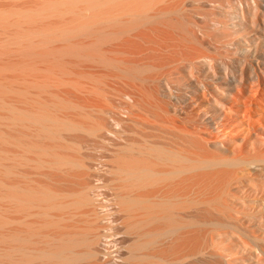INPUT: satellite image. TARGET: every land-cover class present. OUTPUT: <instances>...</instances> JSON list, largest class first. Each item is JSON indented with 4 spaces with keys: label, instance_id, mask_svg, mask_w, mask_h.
Instances as JSON below:
<instances>
[{
    "label": "bare ground",
    "instance_id": "bare-ground-1",
    "mask_svg": "<svg viewBox=\"0 0 264 264\" xmlns=\"http://www.w3.org/2000/svg\"><path fill=\"white\" fill-rule=\"evenodd\" d=\"M263 90L264 0H0V264H264Z\"/></svg>",
    "mask_w": 264,
    "mask_h": 264
},
{
    "label": "rangeland",
    "instance_id": "rangeland-1",
    "mask_svg": "<svg viewBox=\"0 0 264 264\" xmlns=\"http://www.w3.org/2000/svg\"><path fill=\"white\" fill-rule=\"evenodd\" d=\"M22 1H30V0H22ZM222 1V0H221ZM203 6V7H202ZM208 6V5H207ZM204 6V5H201V7L199 8V7H197V5H195V8L193 9V10H196L195 11V15H198V14H200V13H203V15L204 16H207L208 15V17L207 18H209L210 17V15L211 14H214L216 11L213 9V11H212V9H211V7L210 6ZM197 8H199V9H197ZM192 10V13H194V11ZM213 12V13H212ZM198 13V14H197ZM194 15V14H193ZM215 15H212V17L211 18H213ZM206 18V19H207ZM210 18V19H211ZM205 19V20H206ZM210 19H207L206 21H210ZM204 20V21H205ZM206 21H205V23H206ZM207 24V25H206ZM205 24V26H207L206 28L208 29V24H210V22L208 23H206ZM214 34V36L218 39V38H221L222 37V34L220 33V32H214L213 33ZM248 80H250L251 81V78H247ZM246 79V80H247ZM248 82V81H247ZM245 83L246 84V86L248 87V86H250V85H252L253 83L252 82H254V80L253 81H251V82H249V83ZM249 84V85H248ZM255 84V83H254ZM254 84H253V86H254ZM253 86L252 87H249V88H253ZM256 86V85H255ZM258 87V86H257ZM254 89V90H253ZM253 89H251V91L253 90V91H255V90H257V88L255 89V88H253ZM264 91V90H263ZM211 102H212V105H213V100H211ZM151 120H153V122H151V123H153V124H149V127L151 128V132H152V135L153 136H151V138H147L148 140H149V142H151V143H157V144H160V145H164V146H166V147H177L178 148V146H185V147H188L189 145H194L195 144V139H194V137L192 136V135H183V133H181L180 131H171V129L170 128H168L167 126H164V125H168V124H166V123H164L163 121H161V120H158V121H155L154 120V118L153 117H151ZM161 122V123H163V124H157L158 122ZM156 124H155V123ZM192 122V121H191ZM189 123V121H187V122H185V123H188V124H183V125H185V127L187 126L189 129H192L193 130V126L194 125H192V124H195L196 125V122H194L193 121V123ZM181 124V125H182ZM190 124V125H189ZM192 125V126H191ZM186 127V128H187ZM185 128V129H186ZM187 128V129H188ZM178 132H180V133H178ZM180 136V137H179ZM187 136V137H186ZM190 136V137H189ZM192 137V138H191ZM91 138H94V137H91ZM138 139H140V138H138ZM189 139H190V141H189ZM193 141H192V140ZM95 139H91L90 140V142H92V144H94V145H89L88 146V148L86 149V151L88 152V153H91V155L94 157V158H96V164H95V166H97L98 168H101V165L103 166V163L105 162V158H104V156L106 155V152L104 151V149H103V145L97 140V141H94ZM192 143V144H191ZM194 143V144H193ZM180 144V145H179ZM186 144V145H185ZM188 144V145H187ZM97 146V147H96ZM190 147V146H189ZM192 150H195V147H190ZM83 153H85L86 154V152L85 151H83ZM222 153V152H221ZM223 155L224 156H230L231 155V153L230 152H223ZM22 168V167H21ZM48 168H42V170L41 169H39V170H35L34 168H30V167H23L21 170L23 171V172H27V174H30V177L31 178H33V179H36V180H40V181H47L48 179L46 178V176L44 175V174H38V172H40V173H45V171L46 172H48V170L50 171V169H48ZM44 170V171H43ZM107 172H105V171H103V172H100L99 173V175H100V177L98 176L97 177V179L95 180V183L97 184V185H102V182H101V178H103V179H105L106 177H107ZM94 175H95V173H94ZM34 176H35V178H34ZM47 179V180H46ZM99 179V180H98ZM98 190H100V191H102V190H104V191H107V189L105 188V187H101V188H99ZM95 195H96V197H99L98 196V192H97V190L95 191ZM108 218H109V216H108ZM107 217H103L102 218V223H104V224H106L107 223V219H108ZM248 242V244L249 245H251L252 247H253V245H254V243L252 242V241H247ZM250 246V247H251ZM232 249L234 250V253H232V255H231V257H235V258H238V259H240V258H242V257H239V255L240 256H243V253L240 251V250H236V248L235 247H232ZM236 252V253H235ZM224 255V254H223ZM195 257H197L198 255H194ZM206 257H204L203 255H200L199 257H197V258H194V259H196V260H194L193 259V256H192V258L190 257V258H188L187 260H189L190 259V262L191 261H194V262H202V263H207L208 262V258H207V255H205ZM226 256H228L227 254H226ZM202 257V258H201ZM204 257V258H203ZM192 259V260H191ZM200 259H202V260H200ZM178 262H180V263H183V264H187L188 262L186 261V260H181V261H178ZM178 262H176V263H174V264H177ZM185 262V263H184ZM180 263H178V264H180Z\"/></svg>",
    "mask_w": 264,
    "mask_h": 264
}]
</instances>
